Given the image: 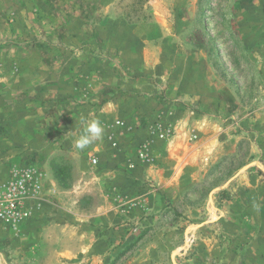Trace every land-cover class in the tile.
I'll list each match as a JSON object with an SVG mask.
<instances>
[{"label": "rangeland", "instance_id": "374dc122", "mask_svg": "<svg viewBox=\"0 0 264 264\" xmlns=\"http://www.w3.org/2000/svg\"><path fill=\"white\" fill-rule=\"evenodd\" d=\"M114 5L123 26L92 27L86 44L66 49L79 58L52 63L66 74V92H30L35 39L0 56V85L21 87L0 95L9 100L0 151L13 125L37 122L40 134L15 155L0 153V178L31 163L60 191L43 207L54 232L37 251L27 236L34 222L13 230L0 221V264H251L241 247L257 221L246 199L264 204V0ZM90 8L93 26L101 15ZM38 96L46 97L36 112ZM93 120L102 139L76 149ZM175 137V173L157 182L135 170L158 164ZM56 235H66L63 248Z\"/></svg>", "mask_w": 264, "mask_h": 264}, {"label": "crops", "instance_id": "0c3cea01", "mask_svg": "<svg viewBox=\"0 0 264 264\" xmlns=\"http://www.w3.org/2000/svg\"><path fill=\"white\" fill-rule=\"evenodd\" d=\"M89 0H0V56L5 58H11L12 48H23L25 38H33L36 40L35 45H32L33 62H36V66L33 68V77L37 78L34 81L35 86L30 89V92L37 95L61 94L66 92V74L55 70V64L66 62L71 58H79L75 55L66 54L67 48L81 47L87 43V32L92 27L100 30L109 29L110 32L119 26H123L126 22H123L122 18H119L114 14V7L116 0H95L96 4L89 5ZM84 5L91 7L90 11L95 9L100 12L101 18L97 24L90 25L88 21L89 16L86 15ZM94 8V9H93ZM145 26L148 24L134 25L135 29L145 30ZM29 36V37H28ZM6 37L5 41L1 42L2 38ZM136 39V38H134ZM148 39V38H147ZM143 40V39H142ZM28 47V46H27ZM3 54V55H2ZM15 56L19 61L24 60L25 55L21 53H15ZM22 56V57H21ZM73 56V57H70ZM27 58V57H26ZM1 61V59H0ZM73 90V89H72ZM70 90V92L72 91ZM21 87H6L0 85V95L12 94L13 92H20ZM73 92V91H72ZM45 96V97H46ZM45 97L40 98L36 103V112L41 107V101ZM61 102V101H59ZM9 103L6 97L0 96V107ZM50 104L56 105V100L50 102ZM173 113V112H172ZM39 123L27 125L16 124L12 126L11 137H5L6 144H2L5 148L4 153L1 154L17 153L20 148L19 144L25 142L35 143L39 140ZM173 128V124L170 127ZM2 137V138H3ZM177 138L170 140L167 143L166 149L162 153L158 154V164L152 161H144L137 165L135 170H140V175L143 177L149 176L157 182H164L166 177L164 175L175 173V166L177 162H180L182 152H178L177 155H172V150L175 147ZM176 150V149H174ZM15 153V154H16ZM14 154V155H15ZM192 154L187 158L191 159ZM17 158H13L14 162ZM164 158V159H163ZM166 158L173 161L168 165ZM162 159L165 162H162ZM187 159V160H188ZM17 161V160H16ZM16 161L14 163H16ZM161 164V165H160ZM3 171L5 167H1ZM12 168V167H11ZM10 168V170H11ZM44 173H46L44 171ZM10 174L6 178L9 177ZM45 175V174H44ZM5 178H0V183ZM60 192L54 181H51L48 177L43 178V183L39 190V194L36 197L31 198L27 203L31 206V215L25 219L24 222H34V229L29 236V243L32 249H39L40 242L43 241L47 244L48 239L51 238L54 227L49 223L47 217L42 213L43 207L46 204L51 203V200L56 193ZM245 213L249 212L247 217L252 223L256 221V229L251 230L250 233H244V246L241 249L248 255L246 263L251 264H264V204L260 198L246 199ZM43 214V216H40ZM240 216V215H239ZM260 224V225H259ZM22 226V225H21ZM255 228V227H254ZM59 239L60 248H63L66 241V235H56ZM37 251V250H36ZM255 255V257H253ZM255 260V262H254Z\"/></svg>", "mask_w": 264, "mask_h": 264}, {"label": "built area", "instance_id": "2783aa9c", "mask_svg": "<svg viewBox=\"0 0 264 264\" xmlns=\"http://www.w3.org/2000/svg\"><path fill=\"white\" fill-rule=\"evenodd\" d=\"M44 176L35 164L13 165L9 177L0 183L1 223L13 230L19 228L31 213L27 201L39 194Z\"/></svg>", "mask_w": 264, "mask_h": 264}, {"label": "clouds", "instance_id": "9594fccd", "mask_svg": "<svg viewBox=\"0 0 264 264\" xmlns=\"http://www.w3.org/2000/svg\"><path fill=\"white\" fill-rule=\"evenodd\" d=\"M104 129L99 121L85 122L83 134L75 141L74 147L78 150L87 148L90 144L103 137Z\"/></svg>", "mask_w": 264, "mask_h": 264}, {"label": "trees", "instance_id": "16d2710c", "mask_svg": "<svg viewBox=\"0 0 264 264\" xmlns=\"http://www.w3.org/2000/svg\"><path fill=\"white\" fill-rule=\"evenodd\" d=\"M140 2H145V1H149V0H139Z\"/></svg>", "mask_w": 264, "mask_h": 264}]
</instances>
